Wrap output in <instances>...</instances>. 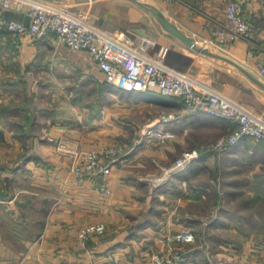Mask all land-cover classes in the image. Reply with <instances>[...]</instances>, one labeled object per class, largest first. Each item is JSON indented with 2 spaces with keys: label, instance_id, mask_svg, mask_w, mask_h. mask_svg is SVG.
I'll use <instances>...</instances> for the list:
<instances>
[{
  "label": "crops",
  "instance_id": "0c3cea01",
  "mask_svg": "<svg viewBox=\"0 0 264 264\" xmlns=\"http://www.w3.org/2000/svg\"><path fill=\"white\" fill-rule=\"evenodd\" d=\"M44 1L80 8L135 45L149 42L151 56L167 48L169 66L264 118V0H238L256 43L217 39L230 0ZM1 7L0 1V264L146 263L184 228L195 234L185 264L262 263L264 238L251 221L264 202L262 142L242 136L222 149H201L231 133L235 122L187 112L180 97L156 86L113 84L83 50L56 36L19 39L7 23H28L27 7ZM105 82L116 89L108 91ZM87 84L89 90L81 87ZM154 124L175 136L159 143L145 135ZM28 133L33 147L26 157ZM113 144L124 151L109 173L78 177L73 167L84 153ZM191 148L200 154L153 184L163 165ZM98 222L104 233L79 237Z\"/></svg>",
  "mask_w": 264,
  "mask_h": 264
},
{
  "label": "built area",
  "instance_id": "2783aa9c",
  "mask_svg": "<svg viewBox=\"0 0 264 264\" xmlns=\"http://www.w3.org/2000/svg\"><path fill=\"white\" fill-rule=\"evenodd\" d=\"M1 9L13 5L26 6L30 18L28 23L9 20L7 27L19 39L28 38L34 41L40 38L56 36V38L75 50H83L86 59L92 60L103 72L107 81L128 89L146 90L156 86L160 92L178 96L184 103L187 112L205 111L235 122L236 128L227 136H223L203 150L222 149L249 136L264 144V118L248 109L244 104L214 89L198 83L187 72L169 66L165 62L167 48L156 56L149 53V42L135 45L131 38L121 31L110 30L95 24L90 16L80 8L55 1L44 0H0ZM171 2L173 0H161ZM227 24L216 34L221 42L247 40L255 42V29L245 17L238 0H230L226 5ZM255 52V49H252ZM260 71L264 74V60L259 61ZM171 116V115H168ZM165 117V116H164ZM166 118V117H165ZM144 134L159 143H166L175 136V132L157 124L148 126ZM122 144L93 147L83 154L81 161L73 169L78 177H97L109 173L118 156L123 154ZM200 154V149L183 150L169 166H162L163 174L154 178L158 185L172 173L186 167ZM105 190H108L106 187ZM106 229L104 223L85 226L81 237L93 232L102 233ZM195 234L190 228H184L169 237L172 242L181 244L194 241ZM187 255L179 246L169 243L167 250L157 252L153 259L146 263L136 264H181ZM10 264H25L24 261ZM264 264V263H263Z\"/></svg>",
  "mask_w": 264,
  "mask_h": 264
},
{
  "label": "rangeland",
  "instance_id": "374dc122",
  "mask_svg": "<svg viewBox=\"0 0 264 264\" xmlns=\"http://www.w3.org/2000/svg\"><path fill=\"white\" fill-rule=\"evenodd\" d=\"M80 83V82H79ZM71 85V84H70ZM40 86H41V89H40V91H43L44 90V88H45V85H43V84H40ZM91 87L92 85H89V84H87V86L86 85H81V87L83 88V89H85V90H89V88L88 87ZM66 86H65V84H60L59 85V92H61L62 91V89H64ZM39 88V87H38ZM83 89L82 90H80V91H83ZM85 95H86V93L83 95V97H81L80 98V100L78 101V103L80 104V103H83V101H84V98H85ZM44 97H46V94H45V91H44V93H43V99H44ZM43 99H41L39 102H43ZM37 127V129L39 128V127H41V126H36ZM36 131V128H34L33 129V132H35ZM221 137H223V135H221V136H219V137H217V138H215V139H213V140H211L210 142H206V143H208L207 144V146H210L212 143H214L216 140H218L219 138H221ZM92 176V175H91ZM98 176V174H96L95 175V177H97ZM88 177H90V176H88ZM94 177V176H93ZM257 207H258V205H257ZM259 209H261V211L262 212H259V211H257V212H255L254 213V215L255 216H253V218L251 219V221L253 222V224L254 225H256L255 227H252V231H254V232H259V233H261L262 234V238H264V202H262L260 205H259ZM242 217V216H241ZM98 223H103V222H98ZM92 224H97V223H92ZM88 225H90V224H88ZM85 226H87V225H85ZM84 226V227H85ZM83 227V228H84ZM82 228V229H83ZM81 229V230H82ZM256 229H257V231H256ZM81 230H80V232H81ZM105 231H106V229H105ZM104 231V232H105ZM180 231V230H179ZM80 232H79V237L80 238H85V237H81V235H80ZM104 232H102V233H104ZM178 232V231H177ZM176 233V232H175ZM175 233H173V234H175ZM91 234H101V233H97V232H93V233H91ZM172 234V235H173ZM90 235V234H89ZM88 235V236H89ZM168 244L169 243H171L172 245H175V246H179L180 248H181V251H183L184 252V254L185 255H187V259L186 260H183L182 262L185 264V263H188V262H190L191 261V252H190V249L188 248V247H186L188 244H191V243H193V242H195V239H194V241H191L190 243H184V244H181V243H178V242H174V241H170L169 240V238H168ZM12 262H18V261H11L10 263H12ZM9 263V264H10ZM183 263H181V264H183ZM264 263V260L262 261V263L261 264H263ZM70 264H76V263H70ZM136 264V263H135Z\"/></svg>",
  "mask_w": 264,
  "mask_h": 264
},
{
  "label": "trees",
  "instance_id": "16d2710c",
  "mask_svg": "<svg viewBox=\"0 0 264 264\" xmlns=\"http://www.w3.org/2000/svg\"><path fill=\"white\" fill-rule=\"evenodd\" d=\"M104 85L106 86V88L108 89V91H111L112 89H116L110 83L105 82ZM154 95L161 96L158 93H155ZM32 144L33 143L31 141V138H30L29 133H28L27 134V140L25 141V150H24V153H23L24 156L29 157L31 155V153H32V147H33Z\"/></svg>",
  "mask_w": 264,
  "mask_h": 264
},
{
  "label": "water",
  "instance_id": "95a60500",
  "mask_svg": "<svg viewBox=\"0 0 264 264\" xmlns=\"http://www.w3.org/2000/svg\"><path fill=\"white\" fill-rule=\"evenodd\" d=\"M181 36H182V37H184V39H185V40H188V41H189V39H188V38H186L185 36H183V35H181ZM189 42H190V41H189Z\"/></svg>",
  "mask_w": 264,
  "mask_h": 264
}]
</instances>
